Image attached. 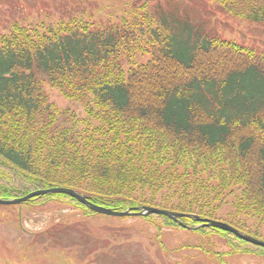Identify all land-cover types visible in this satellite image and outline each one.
Masks as SVG:
<instances>
[{
  "label": "trees",
  "instance_id": "16d2710c",
  "mask_svg": "<svg viewBox=\"0 0 264 264\" xmlns=\"http://www.w3.org/2000/svg\"><path fill=\"white\" fill-rule=\"evenodd\" d=\"M215 1L224 5L222 10L264 26L259 0ZM176 7L169 0L154 7L157 30L147 48L151 59L126 72L110 62L119 45L111 29L39 34L36 42L24 39L20 47L0 41V198L66 187L114 210L152 205L212 218L205 212L210 193L218 196L225 182L235 181L241 185L239 205L264 219V57L197 32L198 24ZM46 82L67 98L85 101L92 116L98 109L97 126L91 130L97 136L90 132V121H83V131L73 124L58 133L53 104L43 89ZM81 133L87 134L82 146L76 144ZM167 155L173 164L183 157L195 174L196 165L218 167L220 158L231 167L229 174L219 168L220 183L210 188L204 179L188 181V173L161 169ZM177 181L182 184L181 189L174 186L178 202L157 204L154 194ZM145 188L153 194L150 199L143 197ZM137 190L139 197L132 196ZM52 199L69 200L94 214L62 193L25 204ZM146 219L158 223V229L182 226L160 214ZM178 220L191 230L221 234L237 253H264L263 247L230 232L197 228L191 217Z\"/></svg>",
  "mask_w": 264,
  "mask_h": 264
},
{
  "label": "rangeland",
  "instance_id": "374dc122",
  "mask_svg": "<svg viewBox=\"0 0 264 264\" xmlns=\"http://www.w3.org/2000/svg\"><path fill=\"white\" fill-rule=\"evenodd\" d=\"M163 1L0 0V41L20 47L25 44L24 39L36 42L39 34L47 33L52 37V32L60 30H66V33L69 30L80 33L98 30L101 33L111 29L116 31L119 45L110 62L126 72L134 63H146L151 59L147 48L152 43L151 34L157 30L153 23L154 7ZM169 1L177 6L175 10L192 17V23L198 24L197 32L234 44L244 53L264 57V26L261 24L222 10L224 5L214 0ZM259 3L264 4V0H259ZM226 49L229 47L221 52ZM43 89L53 104L59 134L62 128L72 129L73 124L83 131V121H90L91 134L94 137L98 135L91 131L97 126L98 109L92 116L85 107V101L67 98L47 82ZM105 117L102 116L101 120ZM106 119L113 121L111 117ZM81 135L76 142L80 146L87 134ZM173 163L171 156L167 155L161 169H175L180 176L188 173L192 176L188 181H194L196 178L193 176L204 179L210 188H217L220 183L216 179L218 169L229 174L227 170L231 167L230 161L220 158L218 167L196 165L198 172L195 174L194 166L183 157ZM174 186L182 188L180 181L165 184L162 191L154 194L155 202L159 205L167 203L168 206L177 203L179 196L173 194ZM187 186L191 189V183ZM222 186L224 188L218 196L217 192L210 193V201L205 207V212L210 211L212 216L208 219L235 228L238 226L259 239L264 238V219L239 205L241 185L227 181ZM139 191L132 196L139 197ZM142 192L147 199L153 195L147 188ZM84 213V209L77 208L66 199L31 205L0 204V264H264L263 252L237 253L227 238L218 233L191 230L183 224L181 228L158 229V223L150 222L147 216Z\"/></svg>",
  "mask_w": 264,
  "mask_h": 264
},
{
  "label": "water",
  "instance_id": "95a60500",
  "mask_svg": "<svg viewBox=\"0 0 264 264\" xmlns=\"http://www.w3.org/2000/svg\"><path fill=\"white\" fill-rule=\"evenodd\" d=\"M55 193H62L69 195L70 197L74 198L81 204L85 205L88 209L91 211L98 213V214H104V215H110V216H117V217H124L128 215H137V216H148L150 214H160L165 215L169 217L172 221L182 225V223L178 220L180 217H184L186 215L176 213L173 211H169L166 209H159L155 207H149V206H140V207H133V208H127L125 210L119 211L114 210L112 208L103 207L101 205L95 204L92 201L88 199L87 196L84 194L66 187H51L48 189H40L36 191H32L28 193L25 196L22 197H16V198H8V199H2L0 198V204H6V205H18L27 202L33 197L36 196H42L46 194H55ZM187 217L193 218L196 222H199V225L197 227H212L216 229H221L227 232H230L234 234L236 237L251 243L256 246H260L264 248V241L261 239H257L255 237H252L245 232L232 227L229 224H226L221 221H216L208 218H200L197 215H188Z\"/></svg>",
  "mask_w": 264,
  "mask_h": 264
}]
</instances>
